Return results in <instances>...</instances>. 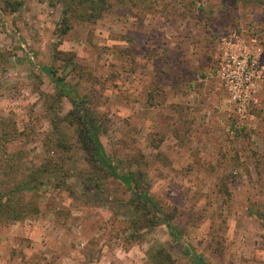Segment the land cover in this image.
<instances>
[{
    "label": "rangeland",
    "instance_id": "374dc122",
    "mask_svg": "<svg viewBox=\"0 0 264 264\" xmlns=\"http://www.w3.org/2000/svg\"><path fill=\"white\" fill-rule=\"evenodd\" d=\"M62 8L0 0V187L26 178L43 142H74L45 65L88 100L106 154L162 213L137 209L115 178L88 181L74 147L25 194L34 217L0 223V264H151L160 248L173 264H193L188 250L203 264H264V78L242 118L215 75L232 31L257 38L264 65V0H119L93 21L74 11L64 34Z\"/></svg>",
    "mask_w": 264,
    "mask_h": 264
},
{
    "label": "trees",
    "instance_id": "16d2710c",
    "mask_svg": "<svg viewBox=\"0 0 264 264\" xmlns=\"http://www.w3.org/2000/svg\"><path fill=\"white\" fill-rule=\"evenodd\" d=\"M62 5L61 20L63 27L61 33L64 34L70 29L68 19L72 17L78 21H93L99 18L104 12L109 10L119 0H59ZM70 59V58H69ZM47 73L56 89L52 98L65 97L70 103V108L64 116L65 121L73 128L74 142L56 137L43 142L42 159L38 165L30 170L23 181H18L13 187H0V223L7 221H19L27 217H34L38 212L35 201H25V194L34 192L43 179L50 180L53 173L64 168L65 157L74 147L83 153V160L91 169L88 181L99 186V178L112 177L117 179L131 193L130 201H136L135 206L146 210L162 213L157 200L153 199L147 192L146 186L142 185L143 178L139 173L121 172L117 169L112 159L106 154L100 140V134L104 132L105 125L100 120L95 111L88 104V100L78 94L75 86L69 84L64 76H58L56 71L50 67L42 65L39 67ZM55 128V127H54ZM5 142L0 140V162L5 161L2 157L5 151ZM36 158V157H35ZM7 161V160H6ZM5 161V162H6ZM11 168L12 164L9 163ZM1 172V171H0ZM7 174V171H5ZM66 176V175H65ZM96 176V177H94ZM0 173V186L3 184ZM63 179L62 184H66ZM30 200V199H29ZM141 201V203H140ZM152 221V217H147ZM174 240L178 239L179 230L170 223H166ZM193 264H203V261L192 251H186ZM153 262L151 264H173L170 253L160 248L153 252Z\"/></svg>",
    "mask_w": 264,
    "mask_h": 264
},
{
    "label": "built area",
    "instance_id": "2783aa9c",
    "mask_svg": "<svg viewBox=\"0 0 264 264\" xmlns=\"http://www.w3.org/2000/svg\"><path fill=\"white\" fill-rule=\"evenodd\" d=\"M251 44L238 31L223 34L218 38V64L215 75L225 88L228 100L242 118L247 115L255 99L259 82L264 78V65L260 63L263 45L257 38Z\"/></svg>",
    "mask_w": 264,
    "mask_h": 264
}]
</instances>
